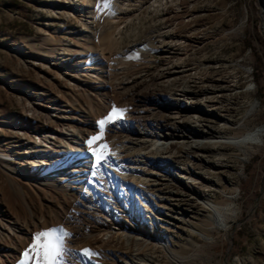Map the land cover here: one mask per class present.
I'll return each instance as SVG.
<instances>
[{"label":"rangeland","instance_id":"obj_1","mask_svg":"<svg viewBox=\"0 0 264 264\" xmlns=\"http://www.w3.org/2000/svg\"><path fill=\"white\" fill-rule=\"evenodd\" d=\"M102 5L0 0V264H19L32 235L51 227L72 234L66 246L74 251L99 253L92 264H264V146L242 150L230 143L247 132H264V0H111L108 10ZM179 58L197 67L191 72L198 82L221 76L229 81L215 94L225 96L215 111L230 123H215V138L203 140L213 153L193 149L189 132L170 141L177 160L198 175L182 176L184 183L170 180L181 195L158 202L162 208L155 216L136 212V195L107 177L92 198L70 179L79 171L68 170L64 181L43 179L57 162L66 169L63 160L76 154L63 147L75 142L73 136L98 135L96 122L113 105L128 111L122 126L106 127L102 142L108 145L117 133L125 140L127 125L141 135L153 132L148 119L179 120L174 105L138 95L153 87L151 75ZM197 99L214 110L205 95ZM192 116L208 126L200 122L205 114ZM42 149L48 167L33 172ZM237 187L242 212L223 228L205 205L229 203ZM99 201L117 212H101Z\"/></svg>","mask_w":264,"mask_h":264},{"label":"bare ground","instance_id":"obj_2","mask_svg":"<svg viewBox=\"0 0 264 264\" xmlns=\"http://www.w3.org/2000/svg\"><path fill=\"white\" fill-rule=\"evenodd\" d=\"M163 46H168V44H163ZM179 60L181 61L182 58H179ZM180 61H177L171 68H168L165 72L157 76L151 75L149 83L153 84V87L148 89L144 94L136 92L142 98L152 100L155 104H161V106L167 105L169 107L174 105L177 115L181 116L179 120H177V117H170L171 115L169 117H164L163 119H148L149 122L147 128L153 129V132H150L148 129L144 133L139 132L141 135H134V132L131 130L135 129V127H129L127 125L126 128L129 134L125 136L123 135L125 140L121 141V139L118 138L117 133V135H115L116 137H114L109 145L110 150L116 153V156L112 159L118 161L126 168V171L121 172L122 175L115 174L114 171L116 169H112L113 175L111 180L119 182L124 188L126 186L127 189L125 190H127V192L136 195L137 200L141 203V207H136V212L153 213L156 216V213L154 212H156V210L160 211L162 208L158 202L172 203L171 199L175 197V195H181L182 193L181 190L176 188V186L170 182L173 177H175L178 183L185 182L182 181V176L188 178L198 177L195 167H189L187 164H182V161L180 162L177 160V157L173 153L174 145L170 142L171 140H184L187 138L184 133L189 132L191 134L190 142H192L193 149L195 148L202 154L213 153L211 150L212 147L207 145L206 142H203V140H211L215 138V132L213 131V125L215 123L223 122V125L225 126L230 124L228 121H225V118L222 117V115L215 111L216 109L221 110V107L219 108L215 106L218 103H221L220 98L224 96H220L219 98V96H216L215 94L224 90L225 87L222 84L228 83L229 81L221 76L218 79L209 77L201 78V82H198L197 76H193L191 72L196 70L197 67L194 66L193 68H190L194 64L188 60L184 59L183 62ZM180 74L185 75L180 76ZM159 81H162L164 84V87L160 90L154 87L156 82ZM212 83L213 85H209ZM137 84L131 85L133 91H137L136 89L140 86L139 82ZM142 85L147 86L144 81H142ZM203 95H205V103H215L213 111H209L210 109L208 110V108L206 109L203 101L197 99L201 98ZM189 114H191V116H189ZM195 114H205L207 117H205V120L200 119V122H208V126H206L207 124H197L199 120L195 121V116H192ZM218 133L221 134V132ZM249 133L251 132H247V134H243L231 141H240ZM259 133L264 135L262 130H259ZM119 136L121 135L119 134ZM72 138L75 142H71L68 146H64L63 148L66 149L65 152L69 151L73 156L76 154L75 159H84L87 156V152L85 151L86 139L77 138L76 136H73ZM40 142L42 145H45V143L48 144L45 136L40 137ZM237 146L242 150H248V147L253 146V144L241 143ZM35 148L36 147L33 146V151H35ZM37 152L39 155L36 156L38 160L35 161L33 164L34 167L31 169L33 172L37 169L47 168L50 159L49 156L46 155L44 149ZM50 152L52 151L49 150V153ZM3 155L7 157L10 156L8 154ZM58 163L59 162L55 165L56 171L51 174L47 173L43 179L50 180L52 179V176L55 175L58 177L57 179L64 181L63 179L67 175L66 173H68V165H66L65 170H62L58 167ZM148 167L151 169L145 171ZM177 172L180 173L181 176H178ZM163 179H166V182H164ZM129 188L132 190L129 191ZM187 189L200 197V191L198 192L196 190L197 188L194 189V187L189 185L187 186ZM94 190L95 188H91L88 194L83 193V195L89 198H92V195H95V197L99 196L101 193L100 190H98V192ZM118 197L119 199L121 198L120 196ZM95 206H97L101 212H107L110 214H115L117 212L114 209L105 206L100 201ZM175 206L180 210H186L182 204L177 203ZM157 219L159 220L160 218Z\"/></svg>","mask_w":264,"mask_h":264},{"label":"snow or ice","instance_id":"obj_3","mask_svg":"<svg viewBox=\"0 0 264 264\" xmlns=\"http://www.w3.org/2000/svg\"><path fill=\"white\" fill-rule=\"evenodd\" d=\"M110 4L111 0H103L102 7L108 10ZM127 111V109L113 105L109 113L96 122L99 134L86 138L87 156L82 160L71 156L63 160L62 164L68 165L69 172L79 171V175L70 177V179L80 182L84 194H88L91 188L103 187L102 182L105 178L111 179L112 169L126 171L124 165L112 159L116 153L102 141L106 127L109 125L122 126L124 114ZM131 190L129 188V191ZM71 238L72 234L65 231L63 227H51L37 231L30 238L31 243L28 248L20 254L19 264H92L94 258L100 257L99 253L87 247L79 252L67 247L66 241Z\"/></svg>","mask_w":264,"mask_h":264},{"label":"clouds","instance_id":"obj_4","mask_svg":"<svg viewBox=\"0 0 264 264\" xmlns=\"http://www.w3.org/2000/svg\"><path fill=\"white\" fill-rule=\"evenodd\" d=\"M233 146H237L241 143L253 144L264 146V135L259 133V130L249 133L243 137L240 141H231ZM233 195L230 197L227 204H213L211 206L205 205L206 208L210 207V210L215 212L220 222V226L227 228L230 220L238 218L242 212V207L238 201L240 200V188H234L231 190Z\"/></svg>","mask_w":264,"mask_h":264}]
</instances>
